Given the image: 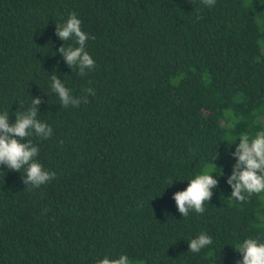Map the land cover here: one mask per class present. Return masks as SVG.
<instances>
[{
  "label": "trees",
  "instance_id": "1",
  "mask_svg": "<svg viewBox=\"0 0 264 264\" xmlns=\"http://www.w3.org/2000/svg\"><path fill=\"white\" fill-rule=\"evenodd\" d=\"M0 264H264V0H0Z\"/></svg>",
  "mask_w": 264,
  "mask_h": 264
}]
</instances>
